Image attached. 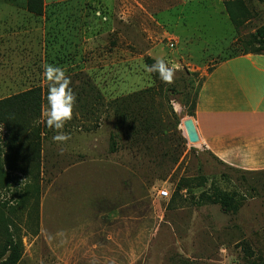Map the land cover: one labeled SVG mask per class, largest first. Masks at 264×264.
Listing matches in <instances>:
<instances>
[{
  "label": "rangeland",
  "instance_id": "1",
  "mask_svg": "<svg viewBox=\"0 0 264 264\" xmlns=\"http://www.w3.org/2000/svg\"><path fill=\"white\" fill-rule=\"evenodd\" d=\"M262 27L264 0H42L40 14L0 0V101L40 87L43 102L39 141L0 124L18 264H264V172L223 165L185 128L207 74L264 56L250 53ZM158 58L172 83L148 72ZM49 65L76 95L64 142L46 124ZM215 190L237 209L204 201Z\"/></svg>",
  "mask_w": 264,
  "mask_h": 264
},
{
  "label": "crops",
  "instance_id": "2",
  "mask_svg": "<svg viewBox=\"0 0 264 264\" xmlns=\"http://www.w3.org/2000/svg\"><path fill=\"white\" fill-rule=\"evenodd\" d=\"M198 143L223 165L264 172V56H240L206 75L192 118Z\"/></svg>",
  "mask_w": 264,
  "mask_h": 264
},
{
  "label": "trees",
  "instance_id": "3",
  "mask_svg": "<svg viewBox=\"0 0 264 264\" xmlns=\"http://www.w3.org/2000/svg\"><path fill=\"white\" fill-rule=\"evenodd\" d=\"M42 0H28V9L35 14L41 13ZM258 38L261 40L252 39V43L258 44V48H253L250 53L264 55V27L261 28ZM249 45H251L249 43ZM203 83V82H202ZM202 85V84H201ZM40 87L31 88L23 93L17 94L9 99L0 101V124H2L13 137L16 131L19 129H30L33 138L39 141V125L36 122L40 115L42 106V92ZM199 93V92H198ZM198 97V95H197ZM44 102H47V98ZM128 105V104H127ZM129 106V105H128ZM126 107L124 115L128 122L123 123L124 127H127L132 133L134 127L137 124V111L133 106ZM191 108V107H190ZM187 116H195V108L187 113ZM20 118L25 120L24 124L18 129L16 128V120ZM142 123V124H141ZM140 126H144L145 122H140ZM149 125V124H148ZM115 140V138H114ZM1 161H2V146L0 145V177H1ZM206 202L214 205H218L224 213L235 211L237 209V203L235 200L225 193L215 190V192L204 198ZM0 218V264H18L22 257V244L19 238H17L14 232L9 231Z\"/></svg>",
  "mask_w": 264,
  "mask_h": 264
},
{
  "label": "clouds",
  "instance_id": "4",
  "mask_svg": "<svg viewBox=\"0 0 264 264\" xmlns=\"http://www.w3.org/2000/svg\"><path fill=\"white\" fill-rule=\"evenodd\" d=\"M147 70L150 73H158L160 79L166 83L173 82L175 71L166 64L164 59H156V62L148 67ZM45 76L50 81L47 96L46 124L58 133L53 139L64 142L69 139V136L60 130L72 119L76 95L69 86V78L61 68L49 65L45 69ZM176 107L179 109L180 105L176 104Z\"/></svg>",
  "mask_w": 264,
  "mask_h": 264
},
{
  "label": "water",
  "instance_id": "5",
  "mask_svg": "<svg viewBox=\"0 0 264 264\" xmlns=\"http://www.w3.org/2000/svg\"><path fill=\"white\" fill-rule=\"evenodd\" d=\"M185 128L188 135V140L192 143L198 142V136L196 134L194 124L192 120L185 122Z\"/></svg>",
  "mask_w": 264,
  "mask_h": 264
},
{
  "label": "built area",
  "instance_id": "6",
  "mask_svg": "<svg viewBox=\"0 0 264 264\" xmlns=\"http://www.w3.org/2000/svg\"><path fill=\"white\" fill-rule=\"evenodd\" d=\"M157 196L161 199H165L169 197V194L166 190H164V191H158Z\"/></svg>",
  "mask_w": 264,
  "mask_h": 264
}]
</instances>
